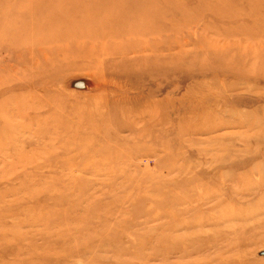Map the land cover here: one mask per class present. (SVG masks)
<instances>
[{"label":"rangeland","instance_id":"rangeland-1","mask_svg":"<svg viewBox=\"0 0 264 264\" xmlns=\"http://www.w3.org/2000/svg\"><path fill=\"white\" fill-rule=\"evenodd\" d=\"M0 264H264V0H0Z\"/></svg>","mask_w":264,"mask_h":264}]
</instances>
